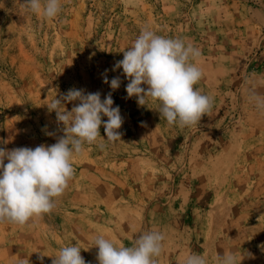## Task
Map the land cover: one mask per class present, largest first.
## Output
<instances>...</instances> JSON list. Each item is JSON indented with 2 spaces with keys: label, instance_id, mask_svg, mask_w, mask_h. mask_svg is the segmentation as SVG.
<instances>
[{
  "label": "rangeland",
  "instance_id": "obj_1",
  "mask_svg": "<svg viewBox=\"0 0 264 264\" xmlns=\"http://www.w3.org/2000/svg\"><path fill=\"white\" fill-rule=\"evenodd\" d=\"M22 2L0 0V147L56 143L64 133L46 104L71 88L101 99L112 92L124 123L121 141L106 142L101 125L103 150L85 145L74 157L51 213L0 224V264H41V253L51 264L74 243L98 264L97 235L132 246L149 230L166 237L158 264L189 254L215 264L226 252L264 264V112L249 100L264 96V0H61L52 20ZM144 26L200 50L195 87L214 104L197 125H169L157 102L127 98L122 69L112 71ZM105 70L109 82L120 77L117 90L103 82Z\"/></svg>",
  "mask_w": 264,
  "mask_h": 264
},
{
  "label": "clouds",
  "instance_id": "obj_2",
  "mask_svg": "<svg viewBox=\"0 0 264 264\" xmlns=\"http://www.w3.org/2000/svg\"><path fill=\"white\" fill-rule=\"evenodd\" d=\"M22 4L26 11L47 20L57 18L63 7L61 0H23ZM200 55L197 47L186 44L182 38L164 37L144 26L112 71L122 69L128 80L127 98L135 97L140 106L151 99L158 103L160 118L169 125L191 127L200 123L214 104L213 97L195 87L203 76L195 63ZM107 71L103 82L115 91L121 79L116 76L109 82ZM249 100L264 112V96L253 91ZM68 103L73 104L70 111L66 109ZM113 104L112 92L101 99L99 91L86 93L83 89L71 88L46 104L49 112H55L64 133L56 143L11 150L0 147V224L23 227L51 213L74 177V157L83 153L85 145L97 144L102 137L101 125L106 142L121 141L119 129L124 120L119 106ZM97 146L103 150L105 144L101 142ZM165 238L162 231L149 230L141 233L132 246H123L104 235H97L92 247L98 249V264H158ZM81 250L75 243L64 246L57 254L49 256L51 264H90ZM45 256L42 253L38 256L41 264ZM241 261L234 252L215 258V264H241ZM21 264H30V261L26 259ZM183 264H208V260L199 254H189Z\"/></svg>",
  "mask_w": 264,
  "mask_h": 264
}]
</instances>
